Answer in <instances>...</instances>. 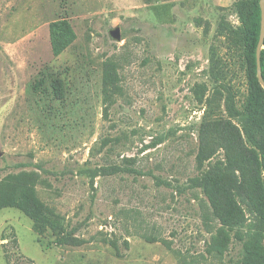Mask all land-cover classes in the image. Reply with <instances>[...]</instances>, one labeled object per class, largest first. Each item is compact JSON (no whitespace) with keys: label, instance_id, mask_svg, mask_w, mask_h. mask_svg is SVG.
I'll return each mask as SVG.
<instances>
[{"label":"rangeland","instance_id":"rangeland-1","mask_svg":"<svg viewBox=\"0 0 264 264\" xmlns=\"http://www.w3.org/2000/svg\"><path fill=\"white\" fill-rule=\"evenodd\" d=\"M254 2L0 0V185L28 206L34 191L52 221L38 236L24 210L0 209V264H248L235 204L217 190L215 214L195 180L237 169L251 206L235 203L253 223L264 200V99L253 112L244 60ZM59 20L75 40L55 56Z\"/></svg>","mask_w":264,"mask_h":264},{"label":"trees","instance_id":"trees-1","mask_svg":"<svg viewBox=\"0 0 264 264\" xmlns=\"http://www.w3.org/2000/svg\"><path fill=\"white\" fill-rule=\"evenodd\" d=\"M258 2L259 0H255L254 2V8L244 35V60L246 65V76L249 82L250 103L253 108V112L254 108L258 104L257 98L261 96L264 99V91L260 87L256 77L255 55L260 31V10ZM49 38L52 53L55 56H58L63 53L75 40V34L68 23L59 20L50 25ZM260 67L264 81V43L260 52ZM126 162L129 163L131 161ZM228 166L232 167L230 162L228 163ZM258 168L260 173H264V153H261V157L258 162ZM108 170L111 175L117 172L115 167H110ZM236 171L237 169H231L228 171V173H225V175L220 177L216 176L215 172H210L201 178H197L195 182L198 183V187H201L205 192L210 207H212V211L215 212V214L217 210V190H220L224 193L223 198L225 200H230L232 204H235L234 208L237 212V215L234 218L235 225L233 226L238 228L237 237L239 241L243 242V249L245 256L248 259V264H261L264 261V200L262 201V205L258 211H255V209L252 208L250 209L251 214L254 216V224L251 222L247 223V219L245 218V215H243V211L239 207V203H235V198H239L241 201L248 203L249 206H251V203L244 196L242 190L240 189L237 177L235 176ZM121 172L136 173L132 167H125L121 170ZM92 176L97 175L92 174ZM224 178L230 182L228 189L223 187V183L225 182ZM260 184L263 187L264 194V181H261ZM29 197L30 205L28 206L15 198L10 189V182L0 185V209L7 207H18L24 210L26 214L33 220V231L38 236H41L45 226L51 224L52 221L41 211L39 200L37 199L34 191L30 192ZM215 217L218 218V215H215ZM56 222L62 226V223L60 224L59 221ZM223 224L225 225L226 221L223 222ZM247 227L248 230H240L244 228L246 229ZM68 239L69 238L66 237H57L55 239V244L67 245L74 242L72 240L69 241ZM223 246L224 243L218 242L215 239V247L217 249Z\"/></svg>","mask_w":264,"mask_h":264},{"label":"water","instance_id":"water-1","mask_svg":"<svg viewBox=\"0 0 264 264\" xmlns=\"http://www.w3.org/2000/svg\"><path fill=\"white\" fill-rule=\"evenodd\" d=\"M259 5V10H260V31H259V37H258V42L256 46V77L257 81L260 85V87L264 91V81L263 77L261 74V67H260V52L261 49L263 48V43H264V0H259L258 2ZM110 36L117 41H120V33L119 29H114L110 31Z\"/></svg>","mask_w":264,"mask_h":264}]
</instances>
